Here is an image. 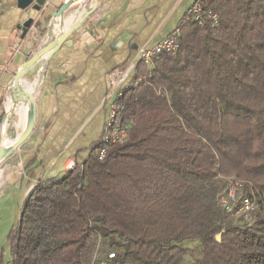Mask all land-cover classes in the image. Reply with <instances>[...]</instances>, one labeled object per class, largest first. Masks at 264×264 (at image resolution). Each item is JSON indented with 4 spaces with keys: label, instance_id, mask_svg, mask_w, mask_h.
Segmentation results:
<instances>
[{
    "label": "trees",
    "instance_id": "trees-1",
    "mask_svg": "<svg viewBox=\"0 0 264 264\" xmlns=\"http://www.w3.org/2000/svg\"><path fill=\"white\" fill-rule=\"evenodd\" d=\"M200 4L178 50L140 63L120 89L105 133L126 137L99 139L83 163L30 189L10 264H93L103 249L110 264H264V0ZM246 197L250 218L237 214Z\"/></svg>",
    "mask_w": 264,
    "mask_h": 264
},
{
    "label": "crops",
    "instance_id": "crops-1",
    "mask_svg": "<svg viewBox=\"0 0 264 264\" xmlns=\"http://www.w3.org/2000/svg\"><path fill=\"white\" fill-rule=\"evenodd\" d=\"M51 1L42 13L20 9L18 0H3L0 6V127L16 88L8 89L12 75L32 57L50 15L64 0ZM193 2L98 0L70 35V43L61 44L39 71L37 124L30 138L0 164V189L20 187L23 204L38 180L60 178L71 160L83 163L91 145L105 134L111 114L110 71L125 65L145 43L156 44L177 30ZM75 11L66 18L67 27L80 10ZM29 17L37 22L22 39L17 25ZM23 115L25 121V109ZM28 168H34L33 177H28Z\"/></svg>",
    "mask_w": 264,
    "mask_h": 264
},
{
    "label": "water",
    "instance_id": "water-1",
    "mask_svg": "<svg viewBox=\"0 0 264 264\" xmlns=\"http://www.w3.org/2000/svg\"><path fill=\"white\" fill-rule=\"evenodd\" d=\"M50 2L52 1L18 0V7L22 10L31 9L42 13L46 8H49ZM97 4L98 0H64L61 7L50 15L45 32L32 57L12 75L8 89L13 88V86L16 88L1 122L0 164L30 138L36 127L39 106L37 86L39 71L61 44L70 43V35L96 9ZM73 10H76L75 13L80 11L74 23L67 27L66 18ZM36 22L34 17H29L17 25V28L22 32V39L28 36ZM23 107L26 110V122L21 129ZM217 239H220V235L217 236Z\"/></svg>",
    "mask_w": 264,
    "mask_h": 264
},
{
    "label": "built area",
    "instance_id": "built-area-1",
    "mask_svg": "<svg viewBox=\"0 0 264 264\" xmlns=\"http://www.w3.org/2000/svg\"><path fill=\"white\" fill-rule=\"evenodd\" d=\"M201 0H194L192 6L188 9L185 14V18L194 16L196 20L202 21L203 16L201 14ZM3 0H0V6ZM209 17H212L214 23L217 22L216 15L212 12L208 13ZM179 28L175 30L172 34L164 37L156 44H150L149 42L142 45L127 61L123 66L116 67L112 69L109 73V83H110V99L111 104V114L110 120L107 126H111L114 122L116 101L114 95H120V89L124 86L130 84L132 76L135 74L138 65L142 62L146 64H151L155 59H158L162 53H175L179 48ZM115 102V103H114ZM126 129H113L112 132L105 133L101 138L102 142L106 143L108 141L121 142L126 137ZM105 155V148L100 150V157L103 158ZM76 166L75 161L71 160L67 164V168L73 169ZM237 196V189L233 185L231 186L228 196L223 198V203L226 205L227 209H230V202L234 201ZM255 202L250 198H244L237 214L244 215L245 218L251 217V212L255 209ZM115 257L113 252H110L105 259H101L98 263L93 264H110V261Z\"/></svg>",
    "mask_w": 264,
    "mask_h": 264
},
{
    "label": "rangeland",
    "instance_id": "rangeland-1",
    "mask_svg": "<svg viewBox=\"0 0 264 264\" xmlns=\"http://www.w3.org/2000/svg\"><path fill=\"white\" fill-rule=\"evenodd\" d=\"M117 97L118 96L116 94L114 99L116 100ZM29 183L32 184L33 181ZM0 191V264H10V249L7 238L9 231L13 227L12 224L15 222L17 223L19 219L20 209L22 206V189L18 186H4L2 189H0ZM239 197H242L240 193ZM244 220L246 221L245 218ZM187 246L192 247L193 249V251L190 253L191 255L189 259H192V257H198L200 255V245L197 242H188ZM103 251L104 252L101 255V259L106 257L107 252L109 253L107 250L103 249Z\"/></svg>",
    "mask_w": 264,
    "mask_h": 264
},
{
    "label": "bare ground",
    "instance_id": "bare-ground-1",
    "mask_svg": "<svg viewBox=\"0 0 264 264\" xmlns=\"http://www.w3.org/2000/svg\"><path fill=\"white\" fill-rule=\"evenodd\" d=\"M11 103V102H10ZM24 113V109H22V114ZM25 122H26V110H25V121H24V115H23V118H22V120H21V129H22V127L25 125Z\"/></svg>",
    "mask_w": 264,
    "mask_h": 264
}]
</instances>
